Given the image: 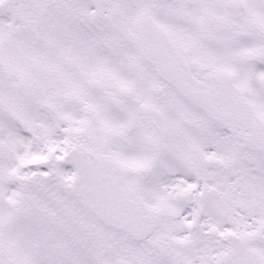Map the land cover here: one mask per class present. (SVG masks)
Returning <instances> with one entry per match:
<instances>
[{
	"label": "snow or ice",
	"instance_id": "1",
	"mask_svg": "<svg viewBox=\"0 0 264 264\" xmlns=\"http://www.w3.org/2000/svg\"><path fill=\"white\" fill-rule=\"evenodd\" d=\"M0 264H264V0H0Z\"/></svg>",
	"mask_w": 264,
	"mask_h": 264
}]
</instances>
